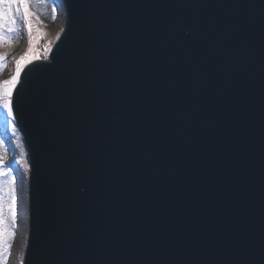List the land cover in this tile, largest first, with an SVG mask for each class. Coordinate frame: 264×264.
Wrapping results in <instances>:
<instances>
[{"label":"water","instance_id":"95a60500","mask_svg":"<svg viewBox=\"0 0 264 264\" xmlns=\"http://www.w3.org/2000/svg\"><path fill=\"white\" fill-rule=\"evenodd\" d=\"M63 3L12 98L23 264H264V0Z\"/></svg>","mask_w":264,"mask_h":264},{"label":"rangeland","instance_id":"374dc122","mask_svg":"<svg viewBox=\"0 0 264 264\" xmlns=\"http://www.w3.org/2000/svg\"><path fill=\"white\" fill-rule=\"evenodd\" d=\"M45 1L49 3L52 9H55L56 15V19L53 20L51 17L52 20L48 23L36 14L34 7L31 3L29 4L31 11L39 17V21L35 19L32 21L34 27L38 24L37 27L39 28V32L35 28L33 29L32 52L29 53V56H35L33 59L46 57L51 40L57 37L60 29L63 27L64 16L61 0ZM25 2L28 3V0H25ZM60 7L62 9H59ZM0 10L6 9H4L3 5H0ZM6 11L7 15L5 19L0 21V75H4L0 80V87L11 89L13 85H5L4 81L11 80L17 70V61L28 52L29 36L23 19L22 9L17 10V4L13 3L12 8ZM13 18L15 19V24L12 23ZM8 28H15L16 30L9 33L7 31ZM40 33H43V35H40ZM27 59L28 57L25 58V62L20 67L27 63ZM6 98V96L1 97L0 101ZM4 110L5 108L0 104V143L4 146L5 153L4 155H0V264H21L27 235L28 202L26 208L22 209L21 212L19 208L23 204L20 203L16 207V219L13 221L12 213H10L9 187L7 183L4 184L1 180H3L6 174L13 176L15 183L14 194L16 196V203H19L17 202V197H21L23 191H28L29 167L21 134L12 116H9L7 112L4 114ZM8 212L10 213V220L5 226L6 216L8 217L6 213ZM13 233H15L14 236ZM12 255H14V258H12Z\"/></svg>","mask_w":264,"mask_h":264},{"label":"snow or ice","instance_id":"6c2138e0","mask_svg":"<svg viewBox=\"0 0 264 264\" xmlns=\"http://www.w3.org/2000/svg\"><path fill=\"white\" fill-rule=\"evenodd\" d=\"M16 3L17 4V10L22 9V14H23V19L27 28V32H28V36H29V49L28 52L25 53L24 56H22L18 61H17V70L15 75L11 78V80L9 81H4L5 85L11 84V85H15V83L17 82L19 75H20V71H21V67L20 65L25 62V58L28 57L27 62H31V59L35 58V56H29V53L32 52V44H33V29H34V25L32 23L33 19L39 21V17L33 13L31 11V7L28 3L25 2V0H0V5L4 6V9L6 10H10L12 8V4ZM6 10H0V21L4 20L6 15H7V11ZM52 19L55 20L56 19V15H55V9H53V15H52ZM12 23L15 24V19L13 18ZM15 28H8L7 31L9 33H11L12 31H15ZM37 32H39V29H36ZM40 35H43V33H40ZM6 99L3 102V106L4 108L7 110V114L9 116L12 115L13 113V101H12V92L9 89L6 92ZM13 192H15V189H13ZM11 212H12V219L13 221H15L16 219V196L15 194H13L12 196V205H11ZM15 235V233H13V236Z\"/></svg>","mask_w":264,"mask_h":264},{"label":"bare ground","instance_id":"6f19581e","mask_svg":"<svg viewBox=\"0 0 264 264\" xmlns=\"http://www.w3.org/2000/svg\"><path fill=\"white\" fill-rule=\"evenodd\" d=\"M34 7V11L35 13L41 17L42 19H44L46 21V23H48L49 21H51V17L53 15V9L51 8V6L49 5L48 2H46L45 0H28V4H30ZM59 9H62L61 7ZM62 12V11H61ZM61 14V13H60ZM35 24V23H34ZM38 24L35 25V29H37ZM39 29V28H38ZM51 44L53 43V39L51 40L50 42ZM23 66H21V69H22ZM16 73V72H15ZM2 77H4V75H0V80L2 79ZM9 89H5L3 87H0V98L1 97H5L6 96V92L8 91ZM11 92H12V88L10 89ZM3 102L4 100L0 101V104L3 106ZM4 107V106H3ZM5 112H7V110L5 109L4 110V114ZM4 146H2V144L0 143V155H4ZM2 183L4 182L7 183V186L9 187V203L12 205V196L15 192H13V189H14V180H13V176L10 175V174H6L4 177H3V180H1ZM23 187V186H22ZM24 189V188H23ZM26 192H27V197H28V191L25 190V192L23 191L22 194H21V197H17V202L19 203H16V207L19 206L20 203L23 204V206H21L19 208V211L21 212V210L24 208H26V205H27V202H28V198L26 199ZM11 209V208H10ZM17 212V211H16ZM10 213L11 210H10ZM10 213H6L8 215V217L6 216V223H5V226L6 224L9 223V218H10ZM25 213H26V209H25ZM5 226H4V230H5ZM7 232V230H6ZM5 237H6V234H5ZM12 238V237H11ZM15 250V249H14ZM15 255V253H13ZM14 255H12V258H14ZM14 264V263H13Z\"/></svg>","mask_w":264,"mask_h":264}]
</instances>
